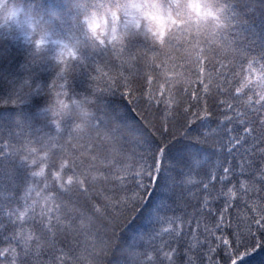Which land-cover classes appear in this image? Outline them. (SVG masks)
<instances>
[{"label":"trees","instance_id":"1","mask_svg":"<svg viewBox=\"0 0 264 264\" xmlns=\"http://www.w3.org/2000/svg\"><path fill=\"white\" fill-rule=\"evenodd\" d=\"M20 1L0 0V67H5L0 68V104L17 94L25 101L15 107H0V152L5 149L7 157L2 159L10 165L0 171L5 179L0 187L2 196L13 193L9 190L18 181L16 172L23 177L24 171L26 174L25 181L17 185L24 189L15 194L16 198H9L14 205L13 220L6 230L14 241L0 243V264H209V258H218L224 248L232 250L238 241L243 240V247L247 239L261 241L264 121L259 124L255 115L250 116L256 131L245 135L244 146L234 151L243 157L231 158L233 162L223 176L217 170L216 180L221 183L213 182L205 192L219 207L232 210L230 230L221 240L226 245L218 249H213L218 238L211 229V216L201 205L202 192L196 188L202 184L203 175L194 172V167L189 171L192 165L187 163L179 168L170 164L188 160V144H193L192 152L208 163V153L216 146V154L225 153L224 146L213 143L214 137L220 136V128L214 126L205 132L223 110L217 101L219 91L214 89L217 76L212 75L210 81L203 78L197 63L205 73L217 68L222 76L231 78V83L225 80L215 84L233 91L231 98L237 93L229 110L239 107L248 113L255 104L257 112L264 111V81L258 82L254 75L249 79L253 58L256 68L264 60V9L259 5L264 6V0H231L221 7L211 0L228 22L240 20L233 6L242 4L240 11L250 13L247 17L254 13L252 24L242 29L255 41L238 45L241 51L232 57H228L231 46L225 42V55L217 57L218 64L208 60L203 65L194 62L177 43L183 38L174 33L167 51L158 57L159 68L141 63L133 69L137 83H145L146 74L152 79L150 90L132 100V110L125 106L127 97L122 98L119 91L103 94L91 105L100 123L89 124L79 132L73 130L78 113L73 111L58 131L51 114L40 111L43 104L31 102L36 94L26 95L28 87L19 90L26 77L42 80L54 70L50 56H34L35 46L27 37L31 29L24 26L25 19L11 15ZM253 26L258 29L256 33H252ZM241 34L239 38H243ZM228 38L231 35H224L223 42ZM196 54L195 59L202 60L200 52ZM34 59L38 63L33 64ZM79 86L85 87L83 81ZM42 95L46 97L44 103L53 99L46 87ZM207 136L212 141L207 139L205 147L201 140ZM240 161L243 165L238 167ZM255 174L263 177L256 180ZM221 191L224 197L219 195ZM231 193L233 206L222 200ZM256 244L252 245L255 254L263 258L264 244L260 243V248ZM247 249L251 247L241 249V253ZM163 252H168L167 258L162 257ZM221 257L216 262L225 264L227 260Z\"/></svg>","mask_w":264,"mask_h":264},{"label":"snow or ice","instance_id":"2","mask_svg":"<svg viewBox=\"0 0 264 264\" xmlns=\"http://www.w3.org/2000/svg\"><path fill=\"white\" fill-rule=\"evenodd\" d=\"M73 8V27L66 37L47 29L38 32L29 19L31 31L27 37L35 46L33 54L38 56L52 44L49 59L54 70L46 79L26 77L19 86L20 92L25 87L30 89L28 96L36 94L31 102L43 104L40 111L51 114L58 131L73 111L79 115L74 131L92 123L98 125L100 121L91 105L103 94L119 91L122 98L127 97L124 103L131 111L132 100L150 90L152 79L146 74L145 83H137L133 69L141 63L147 68H159L158 57L172 43L175 30L189 34L188 40L177 43L194 46L197 41L191 39V29L199 30L202 23L218 19V13L206 0H73ZM32 63L38 61L34 59ZM254 64L255 58L249 64V79L254 75L258 82L264 81V60L259 68ZM81 81L84 88L79 86ZM45 87L53 97L48 103H44L46 97L42 95ZM22 103L25 101L17 94L0 107ZM158 163H163V150Z\"/></svg>","mask_w":264,"mask_h":264},{"label":"rangeland","instance_id":"3","mask_svg":"<svg viewBox=\"0 0 264 264\" xmlns=\"http://www.w3.org/2000/svg\"><path fill=\"white\" fill-rule=\"evenodd\" d=\"M213 1L217 3L219 2L220 3L219 5L221 7L223 5V2L227 3L228 1H231V0H217V1L213 0ZM206 2L217 13L221 10V9L216 10L213 7V2L211 0H206ZM19 3L20 4L17 5V9L12 11L11 15L14 19H17L20 16H22L25 19L24 26H28L29 19H31V23L36 25L38 32L40 30L47 29V30L52 31L56 35H61L65 37L67 36L68 31L71 30L73 27L71 26V23L73 22L72 17L76 14L75 9L73 8V0H23V1H20ZM259 5H261L264 9V6L262 4H259ZM233 7H234V10L238 12L239 14L238 17L240 19V20L233 19V21H235L236 23L231 22L232 19H230V22H228L229 18L225 16L223 13L219 12L218 19H213V20L207 21L206 23H202L199 30L195 28L191 29V34H190L191 39L197 41V43L194 46L189 45L188 47H185L183 44L181 45L184 49H186L189 52L188 55L193 56L192 58L194 62L199 61L200 63L204 65L208 60H211V61H216V63L218 64L217 57H224L225 55L223 54L224 52L223 44L225 42L229 43L231 46V49L228 52V57H232L234 56L235 53L241 51L238 45L247 43L245 38H239L238 35L240 33V30H243L246 26L248 27L249 24H252V22L254 21L252 16H254L255 14L253 13V15H251L250 17H247L246 15L250 13L248 12L243 13L240 11L241 9L243 10L242 4L233 6ZM69 10H71V13L69 12ZM13 13H15V15H13ZM53 13H57V16H54ZM1 21L2 20L0 16V27L2 26ZM235 24H238L239 26L237 27ZM232 25L234 27H232ZM174 33L176 34V36H178V38L182 37L183 41H186L189 39V34L182 29L175 30L172 35H174ZM227 34L231 35V38H228V41L223 42V37L224 35H227ZM48 47L52 48V50L41 52L40 58H42V54L43 56L51 55L54 46L52 44H49ZM166 51L167 49H165L164 53ZM196 52H200L202 60L195 59V57L197 56ZM51 65H53V63ZM198 67H200L199 63H197V68H196L197 71L199 70L198 72L200 76H203V78L208 77L209 81L212 75H214V76H217V81H223L224 83L225 80H228V82L231 83V78L229 76L227 77L222 76L224 73L222 71H218L217 68L214 70L213 73H209V72L205 73L204 71H201L202 68L198 69ZM217 81L215 82V84L217 83ZM201 82L203 83V81ZM215 84H214V89L219 91V94L222 98L220 99V96L217 97V101L219 102V105L223 107V110H222L221 115L217 116L216 119H213L211 123L207 125L206 127L207 130L205 132H210V129L214 126L218 127V129L220 128V136L218 137L215 136L213 139V143L219 142L218 143L219 146L225 147L224 156L221 154H216L218 151L217 150L218 147L216 146L213 150L210 151V153H208L207 159L208 160L210 159V163H208L205 159L199 158L198 156H196L197 154L195 152H192L194 148L193 144H188L187 146L189 147L186 150V152L188 153V160L186 159L187 161L182 162V163L181 161H176L174 163H171L170 165L173 164L172 167L176 168L178 166L179 168V167H183V164L186 166V163H187L188 166L192 165V167L188 168L189 171L191 170L193 171V167H194V172H200L201 175H203L201 177L202 184H198L196 188L200 192H202L203 198H201V205L205 208V211L211 216V229H212L213 235L216 238H218L214 244L213 249H218L222 247L223 245H226L224 244V242L226 241H221V240L227 238V233L230 230V216H231L232 210H230L229 212L225 208L219 207V203L213 202V200L209 197V195L208 197L205 196V192L209 188H212L213 182L215 184L221 183L220 180H216L217 176L215 172L217 170L219 171V174L223 176L227 172V166L233 162L231 158L243 157V155L236 154L234 153V151L244 146L243 138L245 135H249L250 133H255L256 131L255 129L257 128V125L254 124V120H252L250 116L255 115V118H257L256 122H259L260 124L261 122L264 121V111L257 112L256 107L258 106L254 104L248 113H243V110H241L239 107H234V110L232 112L231 110L228 109V107L230 106V104H233L232 98H236L237 93H234L233 97L231 98L233 91L226 89L224 87V84H219V83L217 85ZM204 85L205 83H203L202 86ZM225 96H228L227 97L228 100L225 98ZM169 131H167L165 138H168ZM179 133H183V131ZM179 133H175V135ZM209 138L210 137L207 136V137H204L203 140H201L202 142H204L205 147H206L207 139L209 141H212ZM2 150L3 151L0 152V160L2 162V165L0 166V171L2 170V168L5 169L6 171L7 167L5 165L7 163L4 159H2L6 151L5 149H2ZM182 160L184 161V159ZM227 161H228V164H223V162L226 163ZM236 165L238 167H241L243 165V162L240 161ZM2 174H3V171L0 174V187L2 183L5 181V179H3L2 177ZM18 174L20 173L16 172V176ZM262 177L255 174L256 180H260ZM17 179L18 181H16L15 185H19L23 183L26 178L25 177L21 178L20 176H17ZM214 179L216 181H214ZM131 185H134L133 181H131ZM1 191L2 189H0V196H2ZM220 194L222 195V197H224V194L222 191L219 193V195ZM225 196L227 197L226 192H225ZM233 196H234V193H231V195L228 198H223L222 200H226L230 204V206H233ZM9 198H11V200L13 199V197L9 195H3L2 197H0V209H1L0 212L2 214V220L0 221V243H2V245L10 242V240L11 241L13 240L12 235H11L12 233L6 230V228L8 227V224L13 220V214L9 211L10 208L7 207L9 202H11ZM19 199L22 200L24 199V197L22 198L21 196H19ZM12 204L13 202L10 203L9 206L10 207L14 206ZM254 215L257 216L258 215L257 212ZM182 223L184 225L186 221H183ZM259 229H263V228L259 227ZM258 238H260L261 241H259V239H256L254 240V242H252L251 240L247 239L248 241L245 242L244 247L242 244L244 242L243 240H241L237 242L236 246L232 247V250H228L227 248L226 249L224 248V250H222L220 253H221V256L225 257L224 259L227 260L225 264H264V257L263 258L257 257L255 254L256 249L255 247L252 246L254 245V243H257L256 245H259L258 248H260V243L264 244V234L259 235ZM245 247H251V250L247 249L245 252L241 253V249L244 250ZM235 251L240 252V254H235ZM2 253H3V250L0 251V254ZM229 253H231L232 256H230ZM167 254L168 252H163L162 257L167 258L166 257ZM252 255L256 257H251ZM221 256H218V258L217 256H215L214 259L209 258V264H221V262H216L218 259L222 258ZM161 260L162 258H160L158 262Z\"/></svg>","mask_w":264,"mask_h":264},{"label":"bare ground","instance_id":"4","mask_svg":"<svg viewBox=\"0 0 264 264\" xmlns=\"http://www.w3.org/2000/svg\"><path fill=\"white\" fill-rule=\"evenodd\" d=\"M239 30V29H238ZM258 29H257V27H255V26H253V28H252V33H256V31H257ZM242 33V34H241ZM240 34L242 35V37L243 38H245V40L247 41V43H250V41H252V42H254L255 40H254V37H252L248 32H246V31H244V30H240ZM0 68H5L3 65H2V67H0ZM4 154V153H3ZM7 157V153H5L4 154V158H6ZM1 158H2V156H1ZM2 165V162L0 161V166ZM6 166L7 167H9L10 168V165H9V163L7 162V164H6ZM15 169H16V167H15ZM23 175L26 177V174H25V171L23 172ZM19 176L21 177V178H24L22 175H20L19 174ZM7 190H8V188H6ZM23 190L24 188H22V187H19V186H15L13 189H11V190H9V191H11V192H13V193H11V194H7V195H10V196H12L13 198H16V195L18 194V193H20V190ZM26 191H27V188H26ZM16 194V195H15ZM1 197V196H0ZM10 203L11 202H9V204L8 205H10ZM10 208V212L13 214V209L11 208V207H9ZM17 211V209L15 208V212ZM72 244V243H71ZM74 245V244H73ZM76 250V249H75ZM74 250V251H75Z\"/></svg>","mask_w":264,"mask_h":264}]
</instances>
